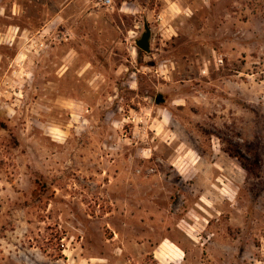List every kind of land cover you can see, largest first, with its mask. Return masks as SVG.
Listing matches in <instances>:
<instances>
[{"label":"rangeland","instance_id":"rangeland-1","mask_svg":"<svg viewBox=\"0 0 264 264\" xmlns=\"http://www.w3.org/2000/svg\"><path fill=\"white\" fill-rule=\"evenodd\" d=\"M97 1L0 48V264H264V0Z\"/></svg>","mask_w":264,"mask_h":264},{"label":"crops","instance_id":"crops-1","mask_svg":"<svg viewBox=\"0 0 264 264\" xmlns=\"http://www.w3.org/2000/svg\"><path fill=\"white\" fill-rule=\"evenodd\" d=\"M45 1L0 0V48H28L31 42H41L46 32L59 25L61 16L69 12L68 6L72 2L69 0L65 6L50 10ZM19 55L18 52L13 58L17 59ZM5 60L4 54H0V70Z\"/></svg>","mask_w":264,"mask_h":264},{"label":"water","instance_id":"water-1","mask_svg":"<svg viewBox=\"0 0 264 264\" xmlns=\"http://www.w3.org/2000/svg\"><path fill=\"white\" fill-rule=\"evenodd\" d=\"M150 29L148 26H144V31L141 33V36L135 40V45L141 51L148 53L150 52Z\"/></svg>","mask_w":264,"mask_h":264},{"label":"built area","instance_id":"built-area-1","mask_svg":"<svg viewBox=\"0 0 264 264\" xmlns=\"http://www.w3.org/2000/svg\"><path fill=\"white\" fill-rule=\"evenodd\" d=\"M111 0H98L97 5H102L104 7L110 6Z\"/></svg>","mask_w":264,"mask_h":264},{"label":"trees","instance_id":"trees-1","mask_svg":"<svg viewBox=\"0 0 264 264\" xmlns=\"http://www.w3.org/2000/svg\"><path fill=\"white\" fill-rule=\"evenodd\" d=\"M236 157H237V156H236ZM237 158H238V157H237ZM238 159H239V160L241 161V163H242V160H241V158L239 157Z\"/></svg>","mask_w":264,"mask_h":264}]
</instances>
